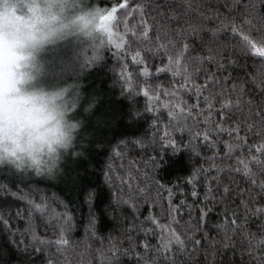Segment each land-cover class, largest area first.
I'll list each match as a JSON object with an SVG mask.
<instances>
[{
    "label": "snow or ice",
    "instance_id": "obj_1",
    "mask_svg": "<svg viewBox=\"0 0 264 264\" xmlns=\"http://www.w3.org/2000/svg\"><path fill=\"white\" fill-rule=\"evenodd\" d=\"M100 10L107 23L97 48H107L113 58L122 94L144 98L134 115L149 121L145 135L112 149L103 173L113 212L130 209L136 214L131 227L142 235L134 239L131 231L122 233L126 244L111 234L102 237L91 215L81 225L47 196L36 200L0 187L26 205V215L24 208L15 212L22 228L13 227L10 211H0L6 246L23 253L25 264H72L73 257L93 256L89 245L97 239L89 264H121V258L131 264H202L201 246L211 236L205 229L216 212L226 217L214 225L223 233L222 246L236 247L239 240L248 264H264V0H222L215 7L202 0H112ZM100 59L94 49L87 68ZM149 150L154 155L142 167L135 160L123 163L133 152ZM181 151L190 153L189 159L198 157L199 166L183 184H166L157 172L163 156ZM197 202L195 226L182 224L181 209L189 208L191 217ZM77 230L83 239H73ZM190 233L204 235L195 239Z\"/></svg>",
    "mask_w": 264,
    "mask_h": 264
},
{
    "label": "trees",
    "instance_id": "obj_2",
    "mask_svg": "<svg viewBox=\"0 0 264 264\" xmlns=\"http://www.w3.org/2000/svg\"><path fill=\"white\" fill-rule=\"evenodd\" d=\"M111 2L112 0H87L84 7L91 11L95 8L100 9V6H109ZM146 2L155 3L156 0H146ZM202 2L215 7L218 3H222V0H202ZM79 42L82 46L76 45ZM83 43L85 44L84 41L74 39L69 44L56 47L48 63V74L54 80L53 88L50 90H66L69 98L67 120L77 125L72 147L66 153L61 154L51 175L38 176L29 171H23L27 174H21L11 166H0V187L21 194L27 193L36 200H39L42 195L47 196L57 202L53 207H56L58 211H68L81 225L91 215L97 220L96 231L99 235L107 237L111 234L117 242L123 240L126 244V237H122V233L131 231L134 239L137 235H142L131 227V221L136 214L126 206H121L118 212H113L115 205L112 192L104 182L103 173L107 163L111 162L109 157L112 155V149L118 144L131 143L145 135L149 121L147 116L137 117L134 115L142 108L144 98L137 96L129 99L128 95L122 94L121 85L112 71L114 61L107 48H96L101 59L94 62L91 68H87L86 58L92 52L82 54L85 56L82 62L79 55L81 49L79 50V48L83 49V46H86ZM201 82L203 81L201 80ZM164 119H167L166 113ZM72 152H75L76 155L73 156ZM207 154L211 155L210 152ZM152 155L154 153L150 150L147 154L141 155H136L133 152V155L127 157L123 163L127 164L129 160H135L140 162L142 167L143 161ZM190 155L185 151L175 154L165 152L160 168L157 170L159 178L166 184H183L188 175L200 163L198 157L189 159ZM120 165L121 160L116 159L115 166L119 168ZM58 168V172L52 177ZM201 179L202 177L198 179V184ZM198 190L203 193L202 185ZM188 192L187 200L192 204L190 188H188ZM89 194L92 197L91 203H88ZM139 206L143 215H148V208L144 206L143 202ZM198 206V202L193 205L191 217L187 215L190 211L189 208L181 209L182 224L190 222L195 226ZM17 208H24L26 215V205L23 201L14 199L10 195L5 196L4 192L0 191V211H10L14 217L13 227L22 228L23 221L17 223L15 219ZM164 208L166 211V200ZM225 219L226 217L222 214L218 217L216 212L212 213L209 227L205 229V231L211 232V236L204 241L199 253V260L202 264H248V256L242 253L239 240L236 241V247L229 245L225 248L222 246L223 233L218 234L214 225L224 222ZM227 219H231V216L229 215ZM125 220L128 222L126 223ZM139 226V224L136 225L137 228ZM250 227L254 226L250 225ZM181 230L183 231V229ZM190 234L194 235L195 239H201L204 235V233ZM73 235V239H83L80 230L75 231ZM17 239H20L19 235H17ZM213 244L215 255L212 254ZM6 245L5 234L0 231V264H25L24 254L18 251L14 245ZM98 246V239L93 240L89 245L93 256ZM105 247H107V240ZM206 248L208 254L205 261L204 249ZM189 249H191V245H189ZM93 256L85 253L83 257H73L72 264H80L81 259L84 264H89ZM121 264H131V262L127 258H121Z\"/></svg>",
    "mask_w": 264,
    "mask_h": 264
},
{
    "label": "clouds",
    "instance_id": "obj_3",
    "mask_svg": "<svg viewBox=\"0 0 264 264\" xmlns=\"http://www.w3.org/2000/svg\"><path fill=\"white\" fill-rule=\"evenodd\" d=\"M93 28L90 14L67 20L60 0H0V161L51 175L72 147L77 125L61 94L34 82L48 46Z\"/></svg>",
    "mask_w": 264,
    "mask_h": 264
},
{
    "label": "rangeland",
    "instance_id": "obj_4",
    "mask_svg": "<svg viewBox=\"0 0 264 264\" xmlns=\"http://www.w3.org/2000/svg\"><path fill=\"white\" fill-rule=\"evenodd\" d=\"M60 2L65 6V17L67 20H71L73 18H79L84 15H92L93 21H94V28L92 31L87 32V34L79 33V32H70L68 35H66L62 40H59L55 42L54 44L48 46L40 55V75L38 76L37 80L34 82V86L36 87H42L45 89H51L53 88V78L48 74L49 73V61L50 57L53 53V50L64 44H69L74 39L84 41L86 46H83L82 48H79L80 50V59L83 62L85 59L84 55L87 52H93L94 49L97 48L98 45L101 44V40L103 37V29L107 23L106 14L98 9L95 8L94 10L88 11L84 5H86L87 0H60ZM81 45L80 42L76 43V45ZM82 46V45H81ZM61 94V102L63 103L64 109H65V115L66 119L68 118V108H69V98L68 94H66V90L57 91ZM62 154V153H61ZM61 156V155H60ZM11 166L14 169H17L20 172L23 171H30L27 168H18L14 166L11 163H8L6 161H0V166Z\"/></svg>",
    "mask_w": 264,
    "mask_h": 264
}]
</instances>
